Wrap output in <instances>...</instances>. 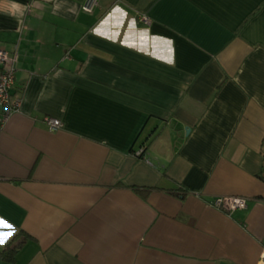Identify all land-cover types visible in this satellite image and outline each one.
<instances>
[{"label":"crops","instance_id":"1","mask_svg":"<svg viewBox=\"0 0 264 264\" xmlns=\"http://www.w3.org/2000/svg\"><path fill=\"white\" fill-rule=\"evenodd\" d=\"M83 1L0 0V264H258L264 0Z\"/></svg>","mask_w":264,"mask_h":264},{"label":"built area","instance_id":"2","mask_svg":"<svg viewBox=\"0 0 264 264\" xmlns=\"http://www.w3.org/2000/svg\"><path fill=\"white\" fill-rule=\"evenodd\" d=\"M98 5V0H84L80 5L82 11L90 13ZM146 20V17H142ZM17 56L0 46V113L2 120H5L11 113L20 109L21 100L12 96V88L15 82V67ZM43 122L50 130L61 126L59 119L45 116ZM136 155L143 153L142 149L135 152ZM209 204L223 212L230 213L236 209L247 207L246 199L242 196H217L211 199ZM258 264H264V250L261 251Z\"/></svg>","mask_w":264,"mask_h":264},{"label":"trees","instance_id":"3","mask_svg":"<svg viewBox=\"0 0 264 264\" xmlns=\"http://www.w3.org/2000/svg\"><path fill=\"white\" fill-rule=\"evenodd\" d=\"M172 193H176V192L173 191ZM185 193H186V191H185L184 189L181 188V189L178 191V193H176V194H177V196H178V195L183 196ZM12 247H13V245L8 244L6 247H4V248L2 249V251H1V255L3 256V258H6L7 260L10 259L11 254H12L13 252H15V249L12 248Z\"/></svg>","mask_w":264,"mask_h":264},{"label":"snow or ice","instance_id":"4","mask_svg":"<svg viewBox=\"0 0 264 264\" xmlns=\"http://www.w3.org/2000/svg\"><path fill=\"white\" fill-rule=\"evenodd\" d=\"M0 225H2L3 227H10L6 222L4 221H0ZM11 235V232L9 233H4V234H0V243H3L4 242V237L5 236H10Z\"/></svg>","mask_w":264,"mask_h":264}]
</instances>
